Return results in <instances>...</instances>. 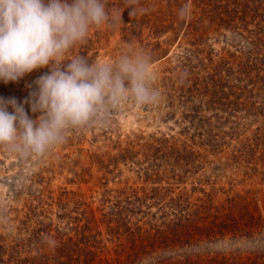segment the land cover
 <instances>
[{
    "label": "rangeland",
    "instance_id": "obj_1",
    "mask_svg": "<svg viewBox=\"0 0 264 264\" xmlns=\"http://www.w3.org/2000/svg\"><path fill=\"white\" fill-rule=\"evenodd\" d=\"M104 3L115 23L65 59L143 52L159 101L122 103L40 158L0 149V264H264L238 249L264 248V0ZM47 72L0 97L22 103Z\"/></svg>",
    "mask_w": 264,
    "mask_h": 264
},
{
    "label": "clouds",
    "instance_id": "obj_2",
    "mask_svg": "<svg viewBox=\"0 0 264 264\" xmlns=\"http://www.w3.org/2000/svg\"><path fill=\"white\" fill-rule=\"evenodd\" d=\"M135 11L132 8L130 14ZM185 13L181 9L180 16ZM115 19L110 20L104 0H0V81L18 82L34 70L48 68L22 103L0 97V149L40 158L64 144L69 130L105 121L122 103H158L151 58L143 52L105 63H89L84 56L65 59L84 42L91 27L114 24ZM233 243L231 238L227 245L206 243L204 251H234ZM238 249L264 250L255 238L246 239Z\"/></svg>",
    "mask_w": 264,
    "mask_h": 264
},
{
    "label": "trees",
    "instance_id": "obj_3",
    "mask_svg": "<svg viewBox=\"0 0 264 264\" xmlns=\"http://www.w3.org/2000/svg\"><path fill=\"white\" fill-rule=\"evenodd\" d=\"M255 219V218H254ZM254 219H253V222H250V223H248L247 225H249V224H254ZM262 221V219L261 218H259L258 219V221L257 222H261ZM246 225V226H247ZM258 226L260 225V224H257ZM215 226H217V225H215ZM232 229H234L235 231L237 230V226H232ZM238 231V230H237ZM44 264H46V262L44 263ZM223 264V263H222ZM228 264V263H227Z\"/></svg>",
    "mask_w": 264,
    "mask_h": 264
}]
</instances>
